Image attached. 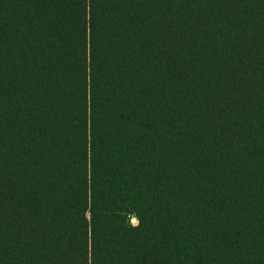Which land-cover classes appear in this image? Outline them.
<instances>
[{"label": "trees", "instance_id": "obj_1", "mask_svg": "<svg viewBox=\"0 0 264 264\" xmlns=\"http://www.w3.org/2000/svg\"><path fill=\"white\" fill-rule=\"evenodd\" d=\"M0 264H264V0H0Z\"/></svg>", "mask_w": 264, "mask_h": 264}, {"label": "rangeland", "instance_id": "obj_2", "mask_svg": "<svg viewBox=\"0 0 264 264\" xmlns=\"http://www.w3.org/2000/svg\"><path fill=\"white\" fill-rule=\"evenodd\" d=\"M129 221H130V224L131 225H136V220L133 218V217H131L130 219H129Z\"/></svg>", "mask_w": 264, "mask_h": 264}]
</instances>
